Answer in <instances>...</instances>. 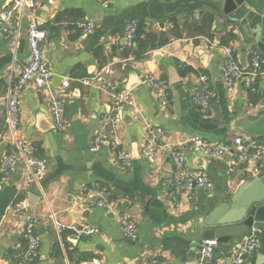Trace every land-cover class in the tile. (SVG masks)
I'll return each mask as SVG.
<instances>
[{"label": "crops", "instance_id": "0c3cea01", "mask_svg": "<svg viewBox=\"0 0 264 264\" xmlns=\"http://www.w3.org/2000/svg\"><path fill=\"white\" fill-rule=\"evenodd\" d=\"M12 2L0 0V13ZM108 2L104 9L98 0H33L29 15L47 33L42 48L44 63L53 73L51 90L56 92L63 80H69L64 108L70 128L66 133L51 128L48 93L28 88L23 94L21 130L16 139L22 147L34 145L41 152L37 155L47 159L48 169L38 184L29 182L24 188V172L19 167L7 178L0 173V193L12 188L23 196L20 202L27 206V214L39 218L36 264H149L153 258L192 264L198 261L203 243L200 224L215 207L228 202L247 179L239 171L229 172L234 166L233 153L217 160L186 152L184 142L196 136L230 143L237 134L248 135L245 123L264 116V78L252 84L244 75L228 87L221 73L227 47L239 66L248 70L251 51L258 52L250 39L253 25L264 15V0H242L230 15L223 12L224 0ZM204 15L214 17L207 36L193 33V24L200 23ZM27 19L18 24L14 20L0 22V81L4 83V88L0 87V134H4L1 148L5 151L12 144L5 122L6 84L29 63ZM132 20L140 25L141 37L165 35L169 43L141 60L134 59L129 48H135L136 42L132 47L125 42V25ZM88 21L95 29L83 35L76 24ZM229 34L234 40L226 46ZM184 68L189 71L182 74ZM147 73L168 84L167 107H160L140 84ZM200 74L208 77L214 94L208 110L191 101ZM94 78L102 84L113 83L121 91L130 89L134 108L122 113L117 129L102 126V118L112 115V107L107 93L92 82ZM147 124L162 130L163 147L153 160L144 159L140 152ZM103 130L110 138L121 140L131 156L127 167L117 164L107 143L97 153L89 152L94 137ZM178 151L184 153L188 168L205 170L211 187L187 192L174 207L170 180L175 170L172 154ZM94 185L108 190L107 207L89 206L83 211L81 196L85 188ZM11 207L0 212V264H18L14 254L25 247L20 234L23 216L12 213ZM122 215L138 224L134 243L120 233L118 218ZM83 224L96 226L100 234L77 238L66 231L59 240L55 231V225ZM251 229L227 244H218L212 264H230L238 243L251 233H255L258 247L245 262L261 264L264 231Z\"/></svg>", "mask_w": 264, "mask_h": 264}, {"label": "built area", "instance_id": "2783aa9c", "mask_svg": "<svg viewBox=\"0 0 264 264\" xmlns=\"http://www.w3.org/2000/svg\"><path fill=\"white\" fill-rule=\"evenodd\" d=\"M104 9L108 8V0H98ZM33 5V0H13V2L0 13V22L10 24L11 20L18 24L24 18L27 19L26 40L29 51V63L21 70L20 74L14 79L8 80L6 84L5 111L7 131L12 138V144L8 150H2L1 143L4 134H0V173L3 177H8L19 167L23 170L22 188L29 182L38 184L42 176L48 169L46 158L37 155L38 149L34 145L22 147L16 139V134L21 130L20 112L22 106L23 94L28 88L38 92L48 93L49 110L52 119V128L59 133H66L70 128V121L66 118L64 100L65 91L69 87V80L65 79L60 85V89L53 92L51 82L53 78L52 70L47 67L43 59V43L46 39V30L29 15ZM76 28L83 35L91 34L95 29V24L91 21L77 23ZM4 33L9 36L8 29L4 28ZM138 33V23L134 20L125 25V42L128 47L134 46ZM13 37L17 39V34ZM249 64L246 70L232 57V49L225 48V59L221 67V73L225 84L229 87L242 78L249 76L250 83H256L260 78H264V57L256 51H251ZM97 89L106 92L112 107V115L102 118V126H111L117 129L120 125L122 113L128 109L134 108L131 100L130 91H121L113 83H101V80L94 78ZM85 84H91L87 81ZM141 85L148 89L155 98L157 104L164 108L169 103V86L165 81L156 78L152 73H147L141 80ZM214 98L210 87L209 79L206 75H197L196 83L193 88L191 98L192 104L201 110H208L210 103ZM162 130L153 125H146L145 143L141 147V156L146 160H153L159 155L160 135ZM110 146L117 164L125 168L130 164L131 156L122 146L121 140L110 138L106 131L98 133L89 148V152L97 153L105 144ZM185 150L191 154H201L204 157H213L217 160H225L229 154H234V166L229 168L230 173L239 171L246 179L257 178L264 174V137H252L244 134H237L230 143H218L205 141L200 137L192 136L184 142ZM172 160L175 164V170L170 180V198L171 205L176 207L184 195L195 189H207L211 187V181L203 169L188 168L183 152H174ZM236 168V169H235ZM25 185V186H24ZM108 190L104 186H90L84 189L81 196L82 205L93 206L96 208L107 207ZM9 210L12 213H18L23 216V225L21 228V238L24 241V250L14 254L18 264H36L39 255L40 239L37 235V228L40 220L33 214H27V206L24 202H18ZM120 233L122 237L129 242H136L138 239V224L135 220L122 215L118 218ZM256 228H252L255 231ZM55 231L59 240L64 232H70L77 238H87L100 234L99 228L94 225H71L64 227L55 225ZM216 241H204L200 249V256L197 264H212L213 254L217 247ZM258 247V240L255 233H251L236 246L230 264H246L245 257L253 253ZM92 264H98L96 261ZM149 264H172L166 259L153 258Z\"/></svg>", "mask_w": 264, "mask_h": 264}, {"label": "water", "instance_id": "95a60500", "mask_svg": "<svg viewBox=\"0 0 264 264\" xmlns=\"http://www.w3.org/2000/svg\"><path fill=\"white\" fill-rule=\"evenodd\" d=\"M241 5L242 0H224L223 12L230 15ZM250 42L264 56V15L253 25ZM244 132L252 137H264V116L245 123ZM82 207L83 211L89 210L88 205ZM200 225L201 241H216L217 244H227L251 228L264 231V174L247 179L228 202L215 207Z\"/></svg>", "mask_w": 264, "mask_h": 264}, {"label": "trees", "instance_id": "16d2710c", "mask_svg": "<svg viewBox=\"0 0 264 264\" xmlns=\"http://www.w3.org/2000/svg\"><path fill=\"white\" fill-rule=\"evenodd\" d=\"M213 18L214 17L212 15H204L201 18L200 23L196 22L193 24L194 25L193 33L207 36L208 35L207 31L210 30V25L213 21ZM172 23L174 26H177V22L175 20H173ZM232 40H234V35L229 34L226 37V41L224 45L227 46V44ZM169 41H170L169 38L166 37L165 35H156L152 33L145 34L143 37H141L140 36V25L138 24L136 46L133 49L132 48H129V49H131V53L134 59L141 60L147 55L148 52L166 46L169 43ZM257 53L261 54L259 51ZM262 57L264 56L262 55ZM187 71L189 70L184 68V70L181 73L184 74ZM0 87L4 88V83L2 81H0ZM40 153L41 152L38 150L37 154L40 155ZM22 200H23V196H21L20 194H16V192L12 188L6 189L4 192L0 193V208H1L0 212L2 213L4 208L10 205H14ZM53 251L54 253L58 252V245L54 246Z\"/></svg>", "mask_w": 264, "mask_h": 264}]
</instances>
